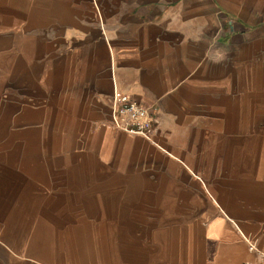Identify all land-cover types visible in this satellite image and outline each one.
Here are the masks:
<instances>
[{
    "label": "crops",
    "instance_id": "1",
    "mask_svg": "<svg viewBox=\"0 0 264 264\" xmlns=\"http://www.w3.org/2000/svg\"><path fill=\"white\" fill-rule=\"evenodd\" d=\"M262 253L264 0H0V264Z\"/></svg>",
    "mask_w": 264,
    "mask_h": 264
},
{
    "label": "built area",
    "instance_id": "2",
    "mask_svg": "<svg viewBox=\"0 0 264 264\" xmlns=\"http://www.w3.org/2000/svg\"><path fill=\"white\" fill-rule=\"evenodd\" d=\"M113 123L122 131L151 140L153 116L148 108L129 98L126 94L114 93L111 110ZM241 264H249L243 262ZM255 264H264V253Z\"/></svg>",
    "mask_w": 264,
    "mask_h": 264
}]
</instances>
